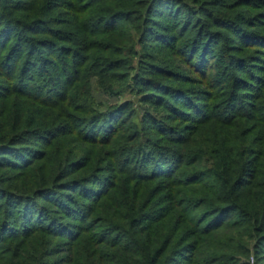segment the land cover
Here are the masks:
<instances>
[{"label":"trees","instance_id":"trees-1","mask_svg":"<svg viewBox=\"0 0 264 264\" xmlns=\"http://www.w3.org/2000/svg\"><path fill=\"white\" fill-rule=\"evenodd\" d=\"M0 264H264V0H0Z\"/></svg>","mask_w":264,"mask_h":264},{"label":"rangeland","instance_id":"rangeland-1","mask_svg":"<svg viewBox=\"0 0 264 264\" xmlns=\"http://www.w3.org/2000/svg\"><path fill=\"white\" fill-rule=\"evenodd\" d=\"M94 92H95V94L97 95V97H98L100 100H103V102H104V101H109V100H110V99L108 100V97H107L106 95H104L103 93H100V92H98L97 90H95ZM130 97H131V95L126 91V92H125L124 99H125V98H126V99H127V98H130Z\"/></svg>","mask_w":264,"mask_h":264}]
</instances>
